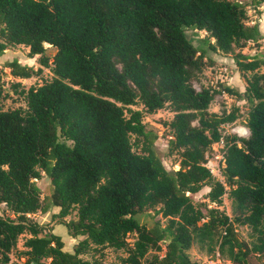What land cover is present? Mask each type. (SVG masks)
I'll return each instance as SVG.
<instances>
[{"label": "trees", "instance_id": "obj_1", "mask_svg": "<svg viewBox=\"0 0 264 264\" xmlns=\"http://www.w3.org/2000/svg\"><path fill=\"white\" fill-rule=\"evenodd\" d=\"M187 29L204 30L213 50L249 72L243 90L220 89L245 101V135L223 134L235 113L208 111L217 90L193 85L206 56ZM259 37L239 0H0V54L23 44L52 73L24 91L25 107L0 102V205L10 212L0 214V264H105L80 256L104 247L125 252L108 264H200L188 253L194 243L234 264H251L250 254L264 264V53L242 52ZM3 65L18 78L41 70L16 58ZM166 105L176 169L165 167L142 120ZM219 141L223 182L204 165ZM41 172L43 190L34 180ZM204 185V200L194 201ZM225 193L230 214L218 206ZM51 205L60 218L76 210L61 219L69 235L83 236L72 250L30 217ZM146 208L166 224L140 222L135 214ZM236 225L248 228V240ZM25 231L24 261H12Z\"/></svg>", "mask_w": 264, "mask_h": 264}, {"label": "rangeland", "instance_id": "obj_2", "mask_svg": "<svg viewBox=\"0 0 264 264\" xmlns=\"http://www.w3.org/2000/svg\"><path fill=\"white\" fill-rule=\"evenodd\" d=\"M246 4L247 9V22L256 19L255 17L260 13L257 8L258 5L251 3V0H239ZM263 2V1H262ZM261 2V3H262ZM256 15V16H255ZM186 34L190 41L197 47L204 49L205 65L202 67L201 72L198 74L197 78L193 80V85L196 89L201 87H208L217 90L214 98L208 106V111L220 113H230L234 112L236 118L231 122H225L221 124V131L223 134H229L239 129L245 128L246 131L239 135H245L247 133V127L244 124L245 114H246V103L243 99L238 98L235 94L221 93L220 89L222 85H229L237 90H243L246 85V78L249 72L241 71L237 68L232 60L231 54L222 53L220 51L213 50L210 44L213 43V38L208 37L207 33L202 29H187ZM45 46H49L45 44ZM246 54L252 53H264V35L260 34V37L256 41H247L246 45L242 49ZM49 53L54 52L53 47H49ZM16 58L21 63L32 65L34 68L41 67V70L26 78H18L10 74L9 68L3 65L4 61ZM52 77L50 69L46 66H41L37 62V55L29 56L28 47L23 44H15L8 46L2 54H0V81L3 87V97L1 99V106L3 109L14 108V107H25L24 91L30 86H36L44 81L49 80ZM131 108H141L140 103H135L130 105ZM173 115L168 105L157 109L152 113H145L143 115V122L148 129H153L156 132L157 138L154 141V147L156 152L162 159L163 164L168 169L178 168L177 160L178 154L176 151H170L167 147V139L169 138V130L165 125ZM134 149L139 150L137 144L134 143ZM222 152L221 143H212L209 148L208 158L212 163H219L217 155ZM41 190L45 188L49 182L47 176L41 172L38 179H34ZM207 186H202L201 189L192 194V199L204 200V195L207 191ZM215 205V204H211ZM220 209L230 214V199L228 196L223 194L221 198V203L218 205ZM58 211V207L51 205L46 212L36 211L30 214L33 221L39 223L46 230H50L61 236L66 250H72L75 243L80 241L83 236H71L68 233L67 227L62 223L61 219L66 221L76 218V210L73 208L68 215L60 218L55 215ZM0 214L10 215L9 210L5 208L3 204L0 205ZM154 214V209L146 208L135 214V217L146 225H150L154 219H157L161 225L166 224L165 218H160L158 215L152 217ZM235 232L239 239L248 240L249 230L243 225H236ZM29 236L28 232H23L19 235L15 247L10 253L12 261L23 262L24 258L20 257V251L25 247L23 246V241ZM132 237H128L131 241ZM190 257L194 260L201 261L205 258V250L199 246V244L194 243L188 249ZM125 252L122 249H114L112 247L100 248L98 251H93L91 249H86L80 256L85 259L97 258L103 263H118L120 257L124 256ZM248 261L251 264H259V260L254 254L248 256ZM40 264H47L48 259H41ZM34 264V263H33ZM229 264H234L229 261Z\"/></svg>", "mask_w": 264, "mask_h": 264}, {"label": "built area", "instance_id": "obj_3", "mask_svg": "<svg viewBox=\"0 0 264 264\" xmlns=\"http://www.w3.org/2000/svg\"><path fill=\"white\" fill-rule=\"evenodd\" d=\"M218 143V142H216ZM221 143V141H219ZM222 145V144H221ZM219 163H210L211 160L206 156V161L204 165L209 169L210 173L219 181L223 182L222 167L224 165L223 150L217 155ZM200 264H229V260L223 257L220 254V251L216 247L212 253L206 255L203 260L200 261Z\"/></svg>", "mask_w": 264, "mask_h": 264}, {"label": "crops", "instance_id": "obj_4", "mask_svg": "<svg viewBox=\"0 0 264 264\" xmlns=\"http://www.w3.org/2000/svg\"><path fill=\"white\" fill-rule=\"evenodd\" d=\"M257 8L260 10V13L257 16L255 15L256 19L250 20L249 22H247V24H256L260 34L263 36L264 35V0L260 5L257 6ZM242 52L245 53L244 50H242ZM248 55H251V53Z\"/></svg>", "mask_w": 264, "mask_h": 264}, {"label": "water", "instance_id": "obj_5", "mask_svg": "<svg viewBox=\"0 0 264 264\" xmlns=\"http://www.w3.org/2000/svg\"><path fill=\"white\" fill-rule=\"evenodd\" d=\"M246 131V129L245 128H242V129H239L237 132L239 133V134H242V133H244Z\"/></svg>", "mask_w": 264, "mask_h": 264}]
</instances>
